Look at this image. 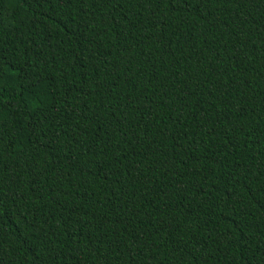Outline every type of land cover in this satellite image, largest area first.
Returning a JSON list of instances; mask_svg holds the SVG:
<instances>
[{
  "label": "trees",
  "instance_id": "16d2710c",
  "mask_svg": "<svg viewBox=\"0 0 264 264\" xmlns=\"http://www.w3.org/2000/svg\"><path fill=\"white\" fill-rule=\"evenodd\" d=\"M0 264H264V0H0Z\"/></svg>",
  "mask_w": 264,
  "mask_h": 264
}]
</instances>
